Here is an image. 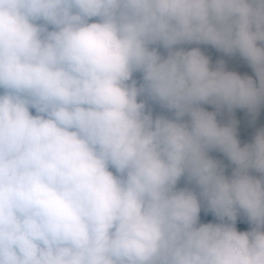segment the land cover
<instances>
[{"label":"clouds","instance_id":"1","mask_svg":"<svg viewBox=\"0 0 264 264\" xmlns=\"http://www.w3.org/2000/svg\"><path fill=\"white\" fill-rule=\"evenodd\" d=\"M262 109L264 0H0V264H264Z\"/></svg>","mask_w":264,"mask_h":264},{"label":"trees","instance_id":"2","mask_svg":"<svg viewBox=\"0 0 264 264\" xmlns=\"http://www.w3.org/2000/svg\"><path fill=\"white\" fill-rule=\"evenodd\" d=\"M248 70V74H252L251 73V69L247 68ZM209 110H213L211 108H209ZM237 118L241 120V125H240V133H241V140L243 142H248L251 140L252 136L254 135L255 131L257 128L260 127H264V109H262L258 115V117L255 120V123L252 122V119L250 116H248L246 114L245 111L243 110H237ZM227 116L224 117V119H226ZM213 155L218 156L219 158L223 159V157L220 154L217 153H213ZM225 163H228L225 160ZM212 220L211 216L208 217H204L203 213H202V221H209ZM238 227H240V225L238 224Z\"/></svg>","mask_w":264,"mask_h":264},{"label":"rangeland","instance_id":"3","mask_svg":"<svg viewBox=\"0 0 264 264\" xmlns=\"http://www.w3.org/2000/svg\"><path fill=\"white\" fill-rule=\"evenodd\" d=\"M218 55L219 54L212 51L213 59L218 58ZM229 65H230V67L236 68V70L248 73L247 67L245 65H243V62H241V61H238V60L229 61Z\"/></svg>","mask_w":264,"mask_h":264}]
</instances>
